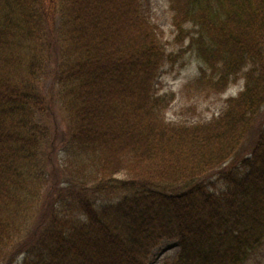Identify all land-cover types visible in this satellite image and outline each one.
Masks as SVG:
<instances>
[{
	"label": "trees",
	"instance_id": "16d2710c",
	"mask_svg": "<svg viewBox=\"0 0 264 264\" xmlns=\"http://www.w3.org/2000/svg\"><path fill=\"white\" fill-rule=\"evenodd\" d=\"M168 12L170 37L142 0H0V264H148L163 239L158 264H264V0ZM190 56L184 88H241L172 122Z\"/></svg>",
	"mask_w": 264,
	"mask_h": 264
},
{
	"label": "rangeland",
	"instance_id": "374dc122",
	"mask_svg": "<svg viewBox=\"0 0 264 264\" xmlns=\"http://www.w3.org/2000/svg\"><path fill=\"white\" fill-rule=\"evenodd\" d=\"M169 0H142V7L148 17L153 22L164 28L166 36L170 37L174 30L169 21L168 12ZM190 65H186L180 69H167L163 73L160 86L163 91L174 92L175 99L169 106L167 111V119L172 122L205 121L213 115L219 114L224 108L223 98L228 95H235L241 88V82L230 86L221 97L207 95L206 93H194L190 87L184 88L187 77L192 75L195 70V58L190 56ZM57 115V122L60 128L65 127L63 115L57 109L54 110ZM54 142L61 143L59 134H51ZM55 147V146H54ZM51 161L58 164L60 152H52ZM178 251V246L174 240L163 239L161 243L153 250L149 256L148 264H158L164 258H173ZM15 264V263H13Z\"/></svg>",
	"mask_w": 264,
	"mask_h": 264
}]
</instances>
